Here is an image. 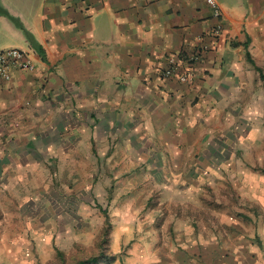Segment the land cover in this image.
<instances>
[{"label": "crops", "instance_id": "obj_1", "mask_svg": "<svg viewBox=\"0 0 264 264\" xmlns=\"http://www.w3.org/2000/svg\"><path fill=\"white\" fill-rule=\"evenodd\" d=\"M215 2L220 20L202 0H0V50L24 51L33 64L0 82V131H17L2 151L39 148L72 172L80 146L104 147L94 162H189L209 99L246 67L244 42L264 70V0ZM171 62L190 66L189 85L161 79ZM49 130L61 151L45 149Z\"/></svg>", "mask_w": 264, "mask_h": 264}, {"label": "rangeland", "instance_id": "obj_2", "mask_svg": "<svg viewBox=\"0 0 264 264\" xmlns=\"http://www.w3.org/2000/svg\"><path fill=\"white\" fill-rule=\"evenodd\" d=\"M253 72L247 63L209 99L189 162H94L104 147L80 146L72 172L39 148L0 147V264H264V81Z\"/></svg>", "mask_w": 264, "mask_h": 264}, {"label": "built area", "instance_id": "obj_3", "mask_svg": "<svg viewBox=\"0 0 264 264\" xmlns=\"http://www.w3.org/2000/svg\"><path fill=\"white\" fill-rule=\"evenodd\" d=\"M82 2L90 0H80ZM209 9L211 17L215 20L221 19V13L215 0H202ZM201 49L198 50L192 59L196 60L200 56ZM33 64L28 53L19 49L0 50V82H8L13 71L31 72ZM162 80L174 79L178 84L189 85L192 82V71L190 66L171 62L160 72Z\"/></svg>", "mask_w": 264, "mask_h": 264}, {"label": "trees", "instance_id": "obj_4", "mask_svg": "<svg viewBox=\"0 0 264 264\" xmlns=\"http://www.w3.org/2000/svg\"><path fill=\"white\" fill-rule=\"evenodd\" d=\"M25 35V37H27V35L26 34H24ZM28 39V38H27ZM29 44H30V46L31 47H33V49H35V51L37 52V54H38V56L41 58V60L43 59V57H42V54H41V52H40V49L39 48H36L35 46H34V44L29 40ZM236 45L235 44H233V47H235ZM242 47H243V49H244V56H245V60H246V62L253 68V70L255 71V73H257V75L259 76V79L261 80V81H264V77H263V75L261 74V71L258 69V68H256L255 66H254V64H253V61L250 59V56H249V54L247 53V51H246V47H247V41L246 42H244L243 44H242ZM101 212H103V214H104V211H101ZM101 257V256H100ZM100 257H98V258H89L88 260H85V261H83V262H80V263H78V264H97L98 262H99V258ZM103 259H105V258H103ZM107 262H106V264H109L112 260H113V258L112 257H108L107 259H105Z\"/></svg>", "mask_w": 264, "mask_h": 264}]
</instances>
